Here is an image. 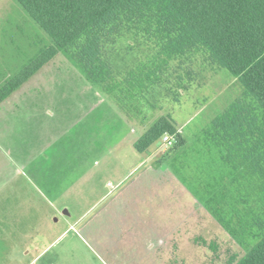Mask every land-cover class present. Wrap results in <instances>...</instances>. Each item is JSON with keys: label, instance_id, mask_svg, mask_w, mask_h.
Instances as JSON below:
<instances>
[{"label": "rangeland", "instance_id": "1", "mask_svg": "<svg viewBox=\"0 0 264 264\" xmlns=\"http://www.w3.org/2000/svg\"><path fill=\"white\" fill-rule=\"evenodd\" d=\"M0 13L7 38L25 50V66L52 45L14 0H0ZM163 45L135 27H124L105 45L113 70L107 82L126 89L144 79L143 89L107 91L87 75L75 47L59 50L10 94L1 109L19 110L0 112V125L4 119L18 129L16 122L34 121V133L44 135L42 153L50 159L41 163V177L34 173L58 209L42 199L34 227L39 255L32 245L24 259L0 251V264H237L261 239L259 181L236 174L226 159L227 138L214 122L235 102H250L256 121L247 139L263 164V110L204 51L167 61ZM162 117L176 129L173 144L159 138L139 152L135 145ZM21 144L23 150L33 145ZM21 159L33 172L32 163L43 157ZM26 241L15 243V251Z\"/></svg>", "mask_w": 264, "mask_h": 264}, {"label": "trees", "instance_id": "2", "mask_svg": "<svg viewBox=\"0 0 264 264\" xmlns=\"http://www.w3.org/2000/svg\"><path fill=\"white\" fill-rule=\"evenodd\" d=\"M14 1L49 36L52 45L0 87V103L59 50L75 47V57L87 75L104 84L107 91L131 90V86L143 89L144 79H134L126 89L119 87L120 83L107 82L113 70L104 54L106 43L124 27H135L163 41L167 61L191 51H204L213 63L238 79L245 96L264 112V0ZM146 79L156 80L149 74ZM250 106L245 98L244 107L241 100L235 102L214 125L227 138V161L245 181H259L256 190L264 201L262 153L247 139L254 132L256 121ZM175 132L173 124L162 117L137 142L136 149L143 152L164 133ZM220 221L224 219L220 217ZM256 222L263 235L237 264H264V218L257 217Z\"/></svg>", "mask_w": 264, "mask_h": 264}, {"label": "crops", "instance_id": "3", "mask_svg": "<svg viewBox=\"0 0 264 264\" xmlns=\"http://www.w3.org/2000/svg\"><path fill=\"white\" fill-rule=\"evenodd\" d=\"M33 23L37 25L34 21ZM38 28L40 29L39 26ZM9 29L5 25L0 27V87L17 75L25 66V50L17 42L7 38ZM15 29L18 31L17 26H15ZM34 77L35 74L33 75ZM18 90L19 87L11 95L13 96ZM11 95L0 103V112L3 114L7 112L15 113L19 110V107L15 105H8L7 108L5 105L1 109ZM16 124L14 125L18 129L9 124L7 126L6 121L2 119L0 125L2 133L0 135V251L8 257L17 259L21 255L24 259L25 255L31 251L30 248V250L25 252L26 246L30 247L29 245H32L31 247L38 252L37 255L40 253L39 247H36L38 240L34 238V227L40 223L42 199L49 203L51 200L47 195L48 193L41 188L36 180L34 171L41 177V163L49 160L50 157L42 153V138L44 135L34 133V121L24 125H19L17 122ZM9 129L11 133L13 132V144H10V141L5 139L4 133L7 134ZM22 139L24 144L33 143L31 148L29 146L27 147L28 150H23ZM49 143L50 139L45 136L44 147L48 146ZM21 157H43V159H38L36 160L37 162L34 161L32 163L33 172H31ZM54 158L56 157H53V160ZM44 171L46 172V170ZM53 206L55 210L58 209L56 205L53 204ZM26 237L29 241H26V245L22 247L24 250L20 251V253L17 250L15 251V248L17 249L15 243L25 241ZM30 241L31 244H28Z\"/></svg>", "mask_w": 264, "mask_h": 264}, {"label": "built area", "instance_id": "4", "mask_svg": "<svg viewBox=\"0 0 264 264\" xmlns=\"http://www.w3.org/2000/svg\"><path fill=\"white\" fill-rule=\"evenodd\" d=\"M160 138L161 141L166 145L173 144V138L170 134L164 133Z\"/></svg>", "mask_w": 264, "mask_h": 264}]
</instances>
